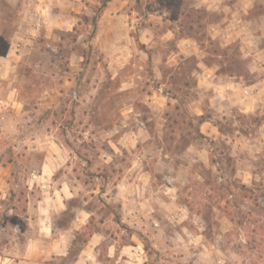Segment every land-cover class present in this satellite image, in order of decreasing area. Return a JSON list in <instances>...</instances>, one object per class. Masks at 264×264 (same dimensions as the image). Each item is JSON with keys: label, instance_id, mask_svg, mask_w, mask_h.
I'll use <instances>...</instances> for the list:
<instances>
[{"label": "rangeland", "instance_id": "374dc122", "mask_svg": "<svg viewBox=\"0 0 264 264\" xmlns=\"http://www.w3.org/2000/svg\"><path fill=\"white\" fill-rule=\"evenodd\" d=\"M61 186L43 264H264V0H0V264Z\"/></svg>", "mask_w": 264, "mask_h": 264}, {"label": "crops", "instance_id": "0c3cea01", "mask_svg": "<svg viewBox=\"0 0 264 264\" xmlns=\"http://www.w3.org/2000/svg\"><path fill=\"white\" fill-rule=\"evenodd\" d=\"M133 170L136 169L132 167L129 172H132ZM137 171H139V174L136 177L133 174H128L120 181V186L118 185V187L128 188L130 183L134 184L139 182V180L147 179V176L144 174V171L142 172V169L140 170V168H138ZM67 192H69V195ZM73 197L74 193L71 190L68 189L67 191L64 186L58 187L53 193L51 199H49L48 203H46L47 208L43 212V217H41V228L38 230L36 235L29 238V241L26 243L24 248L22 259L12 261L7 259V262H10V264H43V256H50L52 254L63 257L68 256L70 243H72L71 238L76 239V237L74 234L70 233L72 232V229H59V234L55 236L51 220L52 215L67 210V201ZM42 203H44V201H42ZM72 209H74L72 212H74L75 219L73 221V225H78L79 228L86 225L88 223V219L92 218V213L87 208L79 207ZM124 220H128L125 214ZM98 235L99 234H91L85 245L81 248L73 264H102V262H100L97 256L94 254L97 246L99 245ZM126 248V246L122 248L123 252ZM113 249L115 251H111L109 255L110 258H113L114 255H116L115 246H113ZM4 264H6V262H4Z\"/></svg>", "mask_w": 264, "mask_h": 264}, {"label": "built area", "instance_id": "2783aa9c", "mask_svg": "<svg viewBox=\"0 0 264 264\" xmlns=\"http://www.w3.org/2000/svg\"><path fill=\"white\" fill-rule=\"evenodd\" d=\"M41 25H39V27H40Z\"/></svg>", "mask_w": 264, "mask_h": 264}]
</instances>
